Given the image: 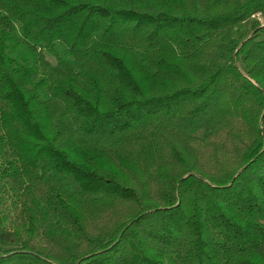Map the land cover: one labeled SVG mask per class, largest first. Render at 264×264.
<instances>
[{
  "label": "trees",
  "instance_id": "trees-1",
  "mask_svg": "<svg viewBox=\"0 0 264 264\" xmlns=\"http://www.w3.org/2000/svg\"><path fill=\"white\" fill-rule=\"evenodd\" d=\"M0 264H264V0H0Z\"/></svg>",
  "mask_w": 264,
  "mask_h": 264
}]
</instances>
